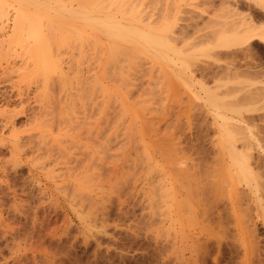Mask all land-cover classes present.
<instances>
[{
	"label": "rangeland",
	"instance_id": "1",
	"mask_svg": "<svg viewBox=\"0 0 264 264\" xmlns=\"http://www.w3.org/2000/svg\"><path fill=\"white\" fill-rule=\"evenodd\" d=\"M145 1L148 7L143 4L139 13L143 9L147 27L166 40L168 55L164 53L163 60L158 46V53H153L157 56L154 50L149 55L138 53L139 57L129 53L125 59L129 67L124 65L130 70H125L122 87L126 92L121 94L124 105L115 101L111 106L108 122L100 124L104 131L88 133L86 128L94 124L58 118V105L48 109L34 89L42 79L36 78L37 83L32 78L26 85L20 78L21 85L16 84V92L23 88L26 97L14 105L19 108L18 134L30 140L26 139L27 151L20 159L0 145V157L7 158L8 168V175L0 176V264H174L179 226L191 235L189 246L184 245L190 262L205 254L203 244L210 238L204 264H264L263 209L251 203L250 219L258 239L254 245L237 229L238 216L230 205L224 209L223 223L216 224L205 216L206 206L205 212L203 204L197 202V207L194 202L192 213L187 215L191 211L185 207L181 211L180 225L174 197L175 168H191L194 176L200 175L191 180L197 184L193 194L214 183L228 203L233 178L222 168H240V161L230 157L235 145L234 152L248 160L247 168H254L264 201V36L250 43L243 39L217 44L220 34L236 29L232 25L237 15L230 4L237 2L241 11L256 14L258 9L263 12L264 4L262 0H226L223 5L221 0ZM248 4L252 9L247 10ZM127 109V115L122 113ZM57 172L59 189L54 181Z\"/></svg>",
	"mask_w": 264,
	"mask_h": 264
},
{
	"label": "bare ground",
	"instance_id": "2",
	"mask_svg": "<svg viewBox=\"0 0 264 264\" xmlns=\"http://www.w3.org/2000/svg\"><path fill=\"white\" fill-rule=\"evenodd\" d=\"M225 2L226 0L220 1L222 5ZM161 3L160 5L162 6ZM235 3L234 5H232L233 3L230 5L233 6V8L235 9L234 13L237 15L236 22H238V24H236V22L234 23L233 21L234 24L232 26H236V29L235 27H233L234 28L233 31L230 30L232 28L228 29V31H232V32L222 33L220 35L218 34V32H216V34L219 35V39H217V44L219 45L220 44L227 45V43L230 40H235L236 42H239L240 40L243 39L247 40L248 43H250L254 39H257V37L261 38V36H264V24L261 23L264 21L263 20L264 7H263V12L261 11L259 12V9L257 8L258 13L256 14L254 12L255 10L253 11L250 10L252 8H249V4H248L249 9L247 8V10L250 11L245 12V8L243 11H241L240 9L242 7L239 8L240 4L235 5ZM261 3L264 4V0H262ZM143 4L147 6L145 0H0V145L9 147L10 153L16 159H20L22 157V153H25L27 151L25 146L28 142H26V139L27 141L30 139L27 137L24 138L23 136H20L18 134L19 128L17 127V123H16L17 121L16 115H18L17 113H19L18 112L19 108L17 109L16 108L17 106L15 104L17 101H19V103H24L26 98L24 96V92H23L24 89L22 87L21 88L23 90L22 89L19 90V93L16 92L15 90L16 84L19 83L20 78L23 79V82H26V85L28 84L27 80L31 81L32 78L33 79L35 78L36 82L39 78L42 79L40 81L41 83H39L38 85L39 89L37 85H36L37 88L34 89H37L39 91L38 93L42 97V98L40 97V99H42L43 102H46L45 104L47 106L42 101L41 102L47 108L51 107L53 103L58 105V108H60L58 111L57 108H54L58 112L57 114L58 118L61 117L62 119L64 120L67 119L68 121H77L81 123L89 122L91 124H94L96 126L94 129H93L94 125L86 128V131H88V133L92 132L93 130L104 131L105 127L104 128L103 126L100 127V124L108 122L110 112H112L110 111L111 106L112 105L115 106L114 104L115 101H118L121 104L120 105L121 107H123L124 105L123 97L125 96L122 97L121 94H124L126 92L125 91L124 93H122V87H123V83H126L124 82L125 78H127L124 74L126 72L125 70L128 71L129 69V68L127 69V67H129L127 63L129 62L127 61H126L127 63L125 62V59L129 55V53L130 54L134 53L135 56L136 53L138 54L145 52L146 54L149 55V53H151V51L154 50L152 54L153 53L157 54L158 51L157 52L155 51L158 48L159 52H161L160 56H162L161 58L163 60L166 59V56L168 55L167 51L164 50L165 48H167L166 46L168 45L166 43V40H161L160 35L156 30L147 27L148 19L146 22H144L146 19L144 20L145 16L143 17L142 15L144 13V12L142 13L143 9L141 10V14L139 13L140 7L143 8L144 6ZM148 5L151 6L150 4ZM150 9L151 8H149V10ZM173 12L170 15H173ZM151 13L149 11L150 15ZM148 18L150 19V17ZM151 20L152 19H150V21ZM151 23H152L151 25L154 24L153 21H151ZM171 25L172 24H170V26ZM227 27L228 26H226V28ZM127 43L133 44L132 45L133 47L130 46L131 48H129V46H127L128 45ZM230 43L228 44L230 45ZM155 46L158 47L156 48ZM159 46L164 48L161 47L159 48ZM162 49L163 51H161ZM244 51L246 52V50ZM164 53L167 55H165ZM156 54L153 55L157 56ZM137 56L139 57L140 55L138 54ZM132 61H136V60H132ZM132 61L131 63L134 64V62ZM146 62L148 61L146 60L145 63ZM131 63L129 65H132ZM124 64H127L126 65L127 67ZM147 69L148 68H146V70ZM36 78L38 79L36 80ZM20 91H22L23 93L22 92L20 93ZM57 91L58 93L60 92L59 93L60 97H58V99L57 97H55L57 95L56 94ZM55 104L53 105V107L55 106ZM23 106L25 107V105ZM125 106H127V104ZM24 107L22 108L26 110ZM48 109H52V107ZM56 111L53 110L55 114L57 113ZM127 111L128 109L125 111L123 110L122 113H125V115H127ZM47 112H48L46 113L47 115L50 114L49 110ZM51 115L49 116L51 117ZM125 115L123 116L125 117ZM39 118L42 117L39 116ZM228 134H227L228 138L232 139L231 138L233 137L232 133H228ZM234 151H235V145L233 152L230 153V157L232 161H234L235 163L236 162L238 163L240 161L239 163L240 168H222V170L224 169V171L225 170L227 171V174L228 173L231 174V177L233 178V179L231 178L233 182V191L231 193L230 200L228 202L229 204L224 202L223 201L224 199L222 200L223 196H221L222 198H220L219 192L217 190L219 189V187H216L214 183H211L208 187L207 185L206 186L203 185L204 187L202 189L196 186L198 189H200L198 191L200 192V194L199 193L193 194L195 190L194 186L197 184H193L194 182L192 183L191 181L192 179L194 180L193 178L194 174L192 173L191 168H175L176 170L174 169L175 181H176L174 197L176 198L175 200L178 209L176 219L178 220V223L181 225L182 224L181 211H183L184 207L187 211H189L190 209L192 210L193 209L192 204L195 202V205L197 207H199L198 203H200V205L201 204L204 205L203 207L204 210L207 208L208 213L205 210L206 212L205 216L208 215L207 216L208 218L207 217L206 218L209 219L210 222H212V220L214 219L213 221L217 220L216 222L218 223L216 224H219L220 221L222 222L224 209H226L230 205L232 211H234L238 216L236 217L237 229L240 230L242 233H244L245 236H247L248 239L251 240V243L253 242V244L255 245V243H258L256 242L258 239L256 240L257 235L255 233V227H252L254 226L252 225V223L254 222H252L253 220L250 219L251 218L250 214L252 211L251 203H254L256 207H260L264 211V201L262 199V196L259 195L258 193L259 183L257 181V176L255 175L254 168H247L248 160H246L247 165L246 162L243 160L246 159L245 155L241 156V154H238V152H234ZM137 155L138 154H136V156ZM4 158L0 157V176L8 175L6 174L8 172V168L6 167V164H4ZM140 159H142V156L140 157ZM147 159L150 160V157L149 158L147 157ZM242 160L243 162H245L244 165H242L243 162L241 164ZM220 170L221 168H218L217 174L220 173L219 172ZM215 171H217V168H215ZM226 171L224 172V174L226 173ZM54 174H55L54 179H56L54 180L56 182L55 187L59 189L61 187V182H60L61 180L57 181V178L60 177L61 173L58 174L57 172ZM198 174H200V171H198ZM202 177L203 176L200 177V180ZM223 179L227 181L226 179H229V177L228 178L223 177ZM82 182H84V180ZM228 186H230V184ZM0 189H1V185H0ZM193 195L194 196L196 195V197H194ZM196 198L198 199L196 200ZM182 203L184 206L182 205ZM201 208L202 207H200V209ZM190 213H192V211L189 213L187 212V215ZM199 214L200 213H198L197 215ZM199 217H201V215ZM214 224L212 225L214 226ZM220 226H222V224H220ZM179 227L181 228V226ZM205 227L206 226H204V228ZM180 228L175 236L174 244H173L174 257L176 263L204 264L205 259L210 254L209 253L210 250L207 244V241L210 240V238L206 237L207 238L205 240L206 242L205 244H203L202 242L204 240L201 237L203 241L201 242L200 240V242L204 245L205 249L204 248L203 249L205 251V254L202 253L203 256L196 258L194 262L192 261L193 262L192 263L189 260L190 258H188L191 256L189 255L188 257L186 256V247L184 249L185 244L186 246H189V241H190L189 237L191 236L190 232L180 231ZM224 232L225 231H223V233ZM237 239L239 240L240 238ZM192 242H194V240ZM202 244L201 246H203ZM197 245H199V242H197ZM176 263L174 262V264ZM251 264L254 263H252L251 261Z\"/></svg>",
	"mask_w": 264,
	"mask_h": 264
}]
</instances>
